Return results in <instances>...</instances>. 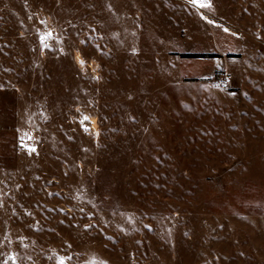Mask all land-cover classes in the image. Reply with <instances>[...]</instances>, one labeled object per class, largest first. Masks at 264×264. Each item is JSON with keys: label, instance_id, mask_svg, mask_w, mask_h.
Here are the masks:
<instances>
[{"label": "rangeland", "instance_id": "374dc122", "mask_svg": "<svg viewBox=\"0 0 264 264\" xmlns=\"http://www.w3.org/2000/svg\"><path fill=\"white\" fill-rule=\"evenodd\" d=\"M209 3L0 0V264H264V0Z\"/></svg>", "mask_w": 264, "mask_h": 264}, {"label": "snow or ice", "instance_id": "6c2138e0", "mask_svg": "<svg viewBox=\"0 0 264 264\" xmlns=\"http://www.w3.org/2000/svg\"><path fill=\"white\" fill-rule=\"evenodd\" d=\"M190 2H191L193 5L198 6V7H201V8L211 7V4L209 3V0H190ZM209 22L211 23V21H209ZM50 35H51V34H48L49 37H50ZM47 38H48V37H42V38H41V42L45 45V47H47V44L45 43V41H46ZM79 63L81 64V66H84L85 61L80 60ZM86 120H90V117H87V116L84 117V119L81 121V123L83 124L84 121H86ZM87 130H88V129L85 128V131H87ZM29 138H31V137H29ZM29 151H30V152H31V151H35V149H29ZM69 259H71V258L69 257ZM58 264H65L64 259L61 258L60 261L58 262Z\"/></svg>", "mask_w": 264, "mask_h": 264}, {"label": "built area", "instance_id": "2783aa9c", "mask_svg": "<svg viewBox=\"0 0 264 264\" xmlns=\"http://www.w3.org/2000/svg\"><path fill=\"white\" fill-rule=\"evenodd\" d=\"M233 78L231 75H220L213 80V83L221 90H228L232 84Z\"/></svg>", "mask_w": 264, "mask_h": 264}, {"label": "trees", "instance_id": "16d2710c", "mask_svg": "<svg viewBox=\"0 0 264 264\" xmlns=\"http://www.w3.org/2000/svg\"><path fill=\"white\" fill-rule=\"evenodd\" d=\"M192 58H196V57H192Z\"/></svg>", "mask_w": 264, "mask_h": 264}]
</instances>
